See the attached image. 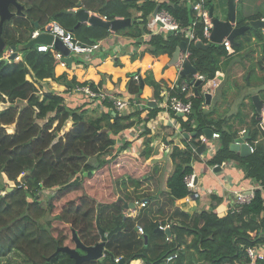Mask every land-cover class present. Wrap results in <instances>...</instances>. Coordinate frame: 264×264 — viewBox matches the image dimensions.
<instances>
[{"label":"trees","instance_id":"obj_1","mask_svg":"<svg viewBox=\"0 0 264 264\" xmlns=\"http://www.w3.org/2000/svg\"><path fill=\"white\" fill-rule=\"evenodd\" d=\"M21 1L26 7L25 14L13 18L4 27L3 38L9 48L28 43L35 31V22H39L43 28L56 21L87 45L107 39L112 34L110 31L87 24L77 27L79 20L65 13L78 9L79 3H82V8L108 21L132 19L131 26L121 30L128 32L127 36H123L135 40L137 48L147 45L140 54L131 57L132 62H146L156 69L152 76L141 72L134 75L140 77V82H136L139 83L137 91L141 95L145 87H150L148 96H153L157 103L164 101L162 93L169 91L178 78L176 66L166 67L182 42L188 44V60L206 81L213 80L221 71L223 59L230 64L234 57L227 53L223 45L213 44L204 38V21L197 19L189 3L200 0H184L183 3L180 0H146L141 6L139 0ZM212 4L213 0H205L204 8L209 12L211 8L215 11ZM226 4L228 6V0ZM158 6L160 11L166 10L177 21L181 30L166 36L155 35L145 43L143 37L150 33L148 26ZM134 10L142 13L139 18H133ZM263 18V14L256 13L238 19V27L248 26L252 21ZM140 20L143 27L136 25V21ZM194 22L195 37L203 44L210 45L207 49L197 47L196 42H189L186 36L185 31ZM17 32L21 34L18 39L15 37ZM262 32L263 29L251 28L245 36L239 37L237 45H234L235 53L242 48L241 39L251 36L262 40ZM262 48L264 53V45ZM56 53V49L41 53L35 46L21 53L20 62L7 61L4 54L0 55V101L5 103L8 99L11 102L10 107L0 111V260L13 252H19L29 264H55L59 249H77L75 234L86 247H94L101 241V229L109 233L119 225L122 229L107 242L103 260L82 264H120L121 261L116 262L117 258H123L124 264L133 261V264H140L141 260L145 264H166L167 258L173 254L177 257L168 264L249 263L246 249L264 246V131L259 128L255 118L253 126L246 129L244 136L254 147V152L242 157L231 150V145L238 139L237 133L224 129L205 113L206 101L200 85V95L191 98V114L185 118L172 116L181 123L182 144L177 145L173 140L167 142V138L175 132L173 129H164V140L172 145L169 157L174 166L173 173L166 181L169 197L173 202H182L191 194L186 180L194 174L193 163L200 161V138L206 135V130L220 135L219 150L208 163L212 167H220L226 161H235L245 178L258 183L262 189L254 191L250 204L239 205L234 202L225 216H221L218 211L223 200L217 196H212V209L209 211L186 213L180 210L185 220L173 219L168 223L171 226V242L167 241L169 236L166 232L159 231L160 224L143 216L142 223L146 231L139 238L136 220L141 217V213L135 219L123 217V202L115 198L113 184L124 177L138 181L150 173L148 160L151 149L148 146L140 155L124 153L130 143L118 146L116 140L120 134L131 129L134 122L128 123V120L141 111L122 115L111 104H107L109 111L101 112L97 118H86L89 109L80 106L73 110L67 107L60 94L46 92L40 96L37 84L47 80L60 82L69 91L76 86H91L95 90L103 88L104 81L99 75L100 79L93 84L89 80L79 79L76 74L83 75L84 71L74 73L70 64L63 68L55 58ZM74 62L82 64L81 60L74 59ZM261 70L264 72L262 64ZM248 73L253 76L255 70L249 69ZM122 77L127 79L128 75L122 74ZM130 77L131 84L134 78ZM188 77L191 80L185 82L184 77L180 85L186 83L195 87L194 76ZM258 79L264 84V74ZM263 94L258 92L264 102ZM185 96L181 95L184 100ZM17 101L26 102V106L18 107ZM146 101V109L150 113L145 120L149 122L156 118L161 109L150 107L149 99ZM253 108L256 111L254 104ZM255 117H259L257 111ZM13 125L15 131L9 133L7 127ZM260 136L263 141L258 140ZM91 154L106 158L97 160L98 165L95 166L86 160ZM26 173L28 176L22 185L18 178ZM10 183L15 186L9 187ZM56 188L57 195L48 203L53 219L43 224L47 210L40 205L37 197L46 189ZM9 189L12 191L7 192ZM3 192L6 194L2 195ZM188 237H192L190 242L187 241Z\"/></svg>","mask_w":264,"mask_h":264},{"label":"rangeland","instance_id":"obj_2","mask_svg":"<svg viewBox=\"0 0 264 264\" xmlns=\"http://www.w3.org/2000/svg\"><path fill=\"white\" fill-rule=\"evenodd\" d=\"M145 1L146 0H139L138 1L139 6H141ZM162 1L163 0H158V2H162ZM183 1L184 0H180L181 3H183ZM259 1L261 4L264 3V0H258V2ZM256 2L257 0H242V2H240L237 5V19L244 18L246 17V15H248V13H251L252 11H254V8H255L254 6ZM212 5L215 8L214 16L216 18L225 17L226 19L227 14H228V6L226 4V0H220V1L213 0ZM219 11H223L224 13H226L224 14L225 16L224 15L219 16ZM132 13H133V18H139V16H141L142 14V13H138L137 10L132 11ZM258 13L260 12H257V14ZM136 22H137L136 25H140L141 27H143V24L140 23L141 20L136 21ZM148 30H150L149 26H148ZM262 33L264 34V30ZM119 34L127 36L128 32L120 31ZM147 34L148 33H146L145 35ZM247 38H250V39H247ZM247 38L241 39L242 48L239 52L233 54L234 57L230 64H227L225 59L222 60L221 71L216 74V77H218L221 80V85L219 89L214 93L216 97L212 105L208 107L204 104L205 113L208 114L209 117L215 123L217 122L224 129L229 130L230 132L237 133V136H238L237 141L240 139H243L245 136L244 131H246V129H248L250 126H253L254 118L259 123V128H261L262 131H264V115L262 118L255 117L256 111L253 108V102H252V97L254 95H258V92L260 91L264 93V84L262 81L258 79V77H261L264 74V72L261 70V64L264 66V53H263V48H262L264 45V38L262 40H259L257 37L251 38V36H248ZM8 53H9V47H7L6 50L3 52L4 57L7 56ZM122 54L123 52L118 53L120 59H118L114 65L110 64L106 67H99L95 70V72H97L96 74L99 75L101 78L110 79V81L109 80L106 81L107 87L112 85L113 86L112 90H115V91L120 90L124 93V97H127L128 99H130L131 102H138V103L140 102V104L143 105V112L141 111L139 115H135L134 117L129 119L128 123L134 122L131 128H134L137 134H139L140 138H137V139H139L140 142L143 144L142 147L138 148L139 150H136L137 154L142 153L146 149V146H148V148L151 149V152L149 154L150 159L148 160L151 165L150 173L148 174L146 178L138 180V181H132L128 177L119 178L115 180L113 184V189H114L115 198L117 199V201H120L122 199L121 202H123V204H121L122 206L121 212L123 214V217L125 218L127 215L134 214L135 217L133 219H135L137 215L141 213V217L137 219L136 222L139 225H141L146 231L142 223L143 216L147 217L150 221L156 222L158 225L159 224L166 225L170 223V221L173 219L185 220V218H182L181 211L178 208H176V206L170 205V202H172L173 204L174 202L171 201V198L168 197V195L165 193L166 178L171 176V174L174 171V166L172 165L170 161V157H169L172 150L170 149V151L168 152L169 155H167L166 152L168 150L167 149L168 147L166 143L173 139L169 137L167 138L168 139L167 142L166 140H164L163 132H162L164 125H162L163 123H161V121H159L158 124H154V123L152 124V121L148 122L145 120L144 116L150 113L148 109H146V105H145V102H147L146 100L149 99L148 95H150V92H151L150 87H145L142 94L140 95L139 92L137 91L139 83H136V81L133 80L132 81L133 83L130 84V80H131L130 76L134 78V75L137 72L145 73V74H148V76L150 75L152 76V67L150 69L145 64H143V62H140L136 66L131 67V69H127L125 68V65H124V62L127 56H122ZM78 60H81L82 64L78 65L74 62L77 65V67H74L73 72L75 70L84 71L83 75L79 73L76 74L78 78L79 79L84 78V80H87L89 77L94 76L92 72L94 68H91L90 70L89 69L90 66H87L90 64L92 65V63L90 61H85L86 59L83 60L79 58L78 56H76L75 61H78ZM117 65H119L120 68L116 69ZM121 66H124V67H121ZM249 69L255 70V73L253 74V76L249 75L248 73ZM123 72L124 73L127 72L126 74L128 75V78L125 80H122V77H121V74ZM111 76H114L115 78L112 80ZM248 76L250 78V81H249L250 85L247 82ZM190 80H191V77L187 76L184 78L185 82H188ZM188 86H189L188 93H191V92L193 93V90L195 89H193L190 85ZM37 87L39 88L40 96H42L46 92L62 95L63 97H65L64 98L65 105L69 108H72L73 110L81 106L83 103V101L79 100L82 97L77 98L75 96H72L70 99H68V96H67L68 94H66L67 92H69V90L67 89L68 87H66L65 85H62L60 82L47 80L43 83H38ZM203 90L204 89L202 87L201 92H203ZM262 97H264V94L262 95ZM6 100L7 101L5 103L0 101V111L10 107L11 102L8 101V99ZM16 105L20 108H23L24 106H26V102L17 101ZM97 109L99 110L90 108L89 111H87L86 118L100 117L101 109L100 108H97ZM95 111H98V112H95ZM142 113L143 114L145 113L144 116L142 115ZM128 114H131V113H128ZM171 114L172 116L174 115V113H171ZM158 115L156 116V118L158 117ZM176 121L178 120L176 119ZM70 126L71 125L68 124V128H70ZM142 128H145V132L140 133L141 132L140 129ZM7 130L9 133H14L15 125L7 127ZM135 135L136 134L134 133L131 136L133 137ZM116 140H117V144L119 143L120 145H122V143L124 142V139L122 140L116 139ZM174 140L179 142L180 138L174 139ZM258 140L263 141V138L260 136ZM202 155H199V156H202ZM205 156H209V154L206 153ZM98 157L99 156H97V154H91L88 156L86 160L91 162L92 165L97 166L98 165L97 160L99 159L105 160L106 156H103L100 158ZM200 160H202L201 157H200ZM155 172L157 173V177L159 176L158 178L152 175ZM27 176H28V173L21 175L18 178V182L23 185ZM8 186L9 187L11 186L12 188L15 185L14 183H10V185ZM57 190H58L57 188L56 189H46L42 191L37 197V201L40 203V205L45 210H47L46 211L47 215L42 221L43 224H46L47 222L53 219V216L50 215V211L48 209V203L51 201L52 198H54L57 195V192H58ZM156 193H159L162 197L156 196ZM5 194L6 192L2 193V195H5ZM231 196H233L232 193H231ZM235 196L236 195L233 196V201L237 198ZM144 200H148L149 203L146 206V208L140 209L141 203ZM130 204H134L135 208L134 209L130 208L129 207ZM106 234H108V232ZM138 237L142 238L143 236L138 235ZM191 240H192V237L187 238L188 242H190ZM184 248L185 246L182 247V249ZM59 254H57L58 261L55 264H68V263L74 264L75 261L72 259L73 260L72 262L69 259L70 256L68 254H65V253H59ZM0 264H29V263L27 262V260L24 258L22 254H20L19 252H13L7 258L1 259ZM141 264H145V261L141 262ZM190 264H194V263H190Z\"/></svg>","mask_w":264,"mask_h":264},{"label":"built area","instance_id":"obj_3","mask_svg":"<svg viewBox=\"0 0 264 264\" xmlns=\"http://www.w3.org/2000/svg\"><path fill=\"white\" fill-rule=\"evenodd\" d=\"M236 2L238 4L240 0H236ZM189 3L191 4L192 9L196 12L197 19H202L204 21L203 36L207 41L211 42L210 37H211L212 30H213V24L209 17L210 12L204 8L205 0H200L194 3L190 1ZM104 19L107 20L106 18ZM195 27H196V22H194L192 26L187 31H185L189 42L200 41L199 39H196L195 37ZM149 28H150L149 30L150 33L147 35H144L143 37V41L145 43L149 42L151 38L155 35L166 36L169 33H174V32L181 30L177 21L166 10H162V11L159 10V12L157 13L155 17H153L152 15L151 22L149 23ZM41 33H49L53 35L56 40H60L64 44V46L70 51V57L73 58V61L75 57L78 56L79 58L83 60L86 59L85 61L92 62L94 57L100 56L97 54L98 52L101 51L102 42L104 41V40L100 41L96 43L95 45L83 44L75 37V35L72 32L65 29L61 24H59L56 21H53L47 24L42 29L36 30L33 33L32 38H36ZM111 33L117 34L113 32ZM128 39L132 41L131 45L134 47V53H137L139 49L142 50L147 47V45L144 44L143 46H140L139 48H137L135 46V43H136L135 40L130 39V38ZM221 45L224 46L225 50L227 51L229 55H233L235 53L234 46L228 39H225ZM51 49H55V48L53 46H44V45L37 46L38 52H41V53L48 52ZM10 54H8L6 57H8ZM189 55H190L189 52H185L181 55L180 62L177 64V68L179 72L184 68V64L186 60H188ZM55 58L63 68L67 67L68 63L65 61V56L63 54L57 51V53L55 54ZM100 59L104 61L106 57L100 56ZM21 60H22V57L18 56V58L16 59V62H19ZM194 78H195V83L197 81H201V86L204 89L203 93L213 94L214 91L217 88H219V86L221 85L220 84L221 80L218 77H215L213 80L206 81L203 75L197 73V75ZM134 80L136 82H140L139 75H136L134 77ZM192 88L194 89L195 87H192ZM188 89H189V86L186 83H183L181 85L174 84L169 91L163 92V94L167 97V101L163 103L162 107L166 111V114H168L167 115L168 123H170V126L173 127L177 132L181 131V123L176 121V118L172 117L171 113H174L175 116L182 115V117L184 118L191 114L192 112L191 98L196 97V93L193 90V93L191 92L187 94ZM66 94H68L67 95L68 99H70L72 96H75L77 98L82 97L79 100L83 101L81 106L85 107L86 109L92 108V109L99 110L97 108H100L101 112H107L110 110L107 104H111V107L116 109L122 115H126L125 113L127 114L133 113L134 111L143 112V105H141L140 103L131 102L130 99L124 96H120L115 93H111L105 89L95 90L91 86H76L73 90L67 92ZM182 94H186L185 100H187V102L184 100V97L183 98L181 97ZM140 131H141L140 133L145 132V128L140 129ZM244 133H246V131H244ZM122 134L123 136H125V138L131 141L132 136L129 130L123 132ZM215 139L220 140V135L214 133L212 140H215ZM212 140L209 141L205 135L201 136L200 138L201 144L202 145L205 144L206 147L209 146ZM246 143L249 145L250 152L252 154L254 152V147L249 142L246 141ZM195 181H196V175L194 174L192 176H189L186 180L187 187L191 193L194 192L197 188ZM256 189H262V186L258 184L256 185V187L250 188L251 190L250 194H246L244 193V191L236 192L235 197L237 198L234 200V202H236L239 205L250 204L252 199L254 198V191ZM148 203H149L148 201H143L141 203L140 209L146 208ZM126 217L134 218L135 216L134 214H132V215H127ZM136 228H137L138 235L140 236L145 235V230L141 225L137 224ZM170 229H171V226L168 224L167 225L160 224L159 226V230L163 232L170 231ZM252 236L254 235L252 234ZM171 240H172V237L169 236L167 238V241L171 242ZM246 254L250 261L247 264H264V246L248 247L246 249ZM176 257H177L176 254L169 256L167 258L166 264L174 260ZM120 261H121V258L116 259V262H120ZM235 264H240V263H235Z\"/></svg>","mask_w":264,"mask_h":264},{"label":"water","instance_id":"obj_4","mask_svg":"<svg viewBox=\"0 0 264 264\" xmlns=\"http://www.w3.org/2000/svg\"><path fill=\"white\" fill-rule=\"evenodd\" d=\"M237 2L236 0H228V14L225 20H221L220 18H216L214 16V9H210L209 17L213 24V30L211 33V43L221 45L225 39H228L232 45H237L236 40L239 37L245 36L247 31L251 28L253 29H263L264 30V20H257L252 21L248 26H241L238 27V19H237ZM11 6L17 9V13L11 12ZM78 9L76 10H68L65 13L69 15H74L78 20V26L82 24H87L89 26L95 27H102L110 32L117 33L127 27H130L132 24V19H116L114 21H108L102 18L99 15L93 14L90 11L82 8V3L78 4ZM24 7L18 2V0H0V55L6 50L7 45L3 39V32L4 26L7 22L11 21L12 18L16 15L23 14ZM160 7L158 6L155 11L153 12V17L157 15L159 12ZM35 29L40 28L39 22L34 23ZM44 45V46H53L58 52L65 56V61L70 64L73 63V58L70 57V51L64 46V44L60 40H56L53 35L49 33H42L36 38H32L28 43L19 45L18 47L12 46L9 48V52L12 55L9 58H5L7 61H13L17 58L19 52H24L29 50L35 46ZM196 46L202 49H207L210 45H205L202 42H196ZM188 50V44L186 42H182L179 47L176 49V52L173 54L172 59L168 65L170 66H177L180 62L181 55ZM197 70L192 66L189 60H186L184 64V68L179 72L178 78L176 80V85H180L182 79L187 76H196ZM250 78L247 77V82L249 83ZM201 85V81H197L195 83V93L196 95H200L199 93V86ZM142 88L144 86L142 85ZM205 104L206 106L210 107L212 105L213 95L211 93H204ZM154 99V97H153ZM253 104L256 108V111L259 117H263L264 115V102L260 99L259 95H254L252 97ZM150 107H155L156 104L152 100L149 104ZM182 117V115H179ZM206 138L210 141L213 139L214 132L212 130L205 131ZM247 138L240 139L231 145V150L234 152L239 153L242 157H248L251 155L250 147L246 143ZM207 147L203 144L198 149V154L202 155L206 151ZM221 167L216 166L215 170L220 171ZM24 181V180H22ZM12 189H9L7 192H11ZM251 192H249L250 194ZM122 201V199L120 200ZM130 208L134 209L135 205L130 204ZM121 227L117 225V227L106 234V232L101 229V241L94 247H86L78 238V236L74 235V240L77 245V249L83 251L85 254L82 255L77 249H70V248H61L57 251L56 254L65 253L70 256L75 262L74 264H82L88 261H98L104 258L105 248L107 242L111 239V237L121 231ZM160 231V230H159ZM163 232V231H160ZM168 236L171 235L169 231L166 232ZM147 240V238H146ZM125 260L122 258L120 264H124ZM49 264V263H47Z\"/></svg>","mask_w":264,"mask_h":264},{"label":"crops","instance_id":"obj_5","mask_svg":"<svg viewBox=\"0 0 264 264\" xmlns=\"http://www.w3.org/2000/svg\"><path fill=\"white\" fill-rule=\"evenodd\" d=\"M218 1H220V0H218ZM254 7H255L254 11H252L251 13H248V15H246V17H244V18L255 15L257 12H260L261 14L264 15V3L261 4L260 1L258 2V0H257ZM91 13H93V12H91ZM93 14H95V13H93ZM224 14H226V13H224L223 11H219V16H223ZM220 19L225 20V17L220 18ZM262 20H264V18ZM131 43H132V41L129 40L128 37L120 35L118 32H117V34L110 35L106 40H104L102 42L101 51L98 52L97 55H100L102 57H106V59L104 61H102L100 59V56L94 57L92 62H91L92 65L91 64L87 65V66H90L89 67L90 70H91V68H94V70L92 71L94 76L89 77L87 79L90 81V84H93V82H98V80L100 79V77L96 74L97 72H95V70L99 67H106L110 64L114 65L115 62L118 59H120L118 53L123 52L122 56H127V58L124 62L125 68H127V69H131V67H134L138 63H140L141 61H138L136 63L132 62L131 56H133L134 54H140L142 50L139 49L137 53H134V47L131 45ZM122 56H120V57H122ZM143 64H145L150 69L152 67V72L155 74L156 69H155L154 65H151V64L148 65V64H146V62H143ZM70 67H72V70H73L74 67H77V65L75 63H73ZM121 67H124V66H121ZM118 68H120V67H116V69H118ZM167 68H169V67L167 66L166 69ZM77 71L78 70H75L74 72H77ZM126 73L123 72L122 74H126ZM83 74H84V72H83ZM122 74H121V77H122ZM111 78L113 80L115 77L111 76ZM82 79H84V78H82ZM102 79L104 81V85H103L102 89H105L111 93L118 94L120 96H124V93L122 91L112 90L113 89L112 85L107 87L106 81L107 80L110 81L109 78H102ZM125 79L126 78L122 77V80H125ZM218 89L219 88H217L214 91V93ZM214 93L212 94L213 95L212 103L216 97V95H214ZM162 97H164V101L157 103L156 100L154 101L153 96H150L149 97V104L153 100L155 102L156 106L161 109L158 117L156 119H151L150 121H152V124L153 123L158 124L159 121H161V123H163L162 125H164V128L162 130V132L164 133V132H166L164 130L165 128H169L171 130L174 128L170 126V123H168V116H167L168 114H166V111L162 107L163 103H165L167 101V97L163 93H162ZM144 114L142 113L143 116H144ZM148 115H149V113H148ZM148 115H146L144 117L147 118ZM152 131H154V130H152ZM129 132L131 133V135H133L134 133L136 134L135 136L132 137L131 141H129L127 138H125V136H123V134H121L118 137V139H121V140L124 139V142L122 144H124L125 142L130 143V147H128L126 150H124V153L137 154L136 150H139L138 148L142 147L143 144L140 142L139 139H137L140 137L134 128H131L129 130ZM174 132L175 133L171 138L173 139V141H175L174 139L180 138L179 142L175 141V144L181 145L182 144L181 138L183 137L182 131L177 132L176 130H174ZM135 139H136V141H135ZM166 144L168 147L167 148L168 150L166 153H167V155H169L168 152L170 151V149L172 150V145H170L168 143H166ZM219 145H220L219 139L212 140V142L207 147V151L202 156H200L202 160L193 163L194 175H196V181H195L196 187H197L196 190L194 192H192L189 195V197L186 198L184 201H182V202L176 201V202H174V204L172 202H170V205L176 206V208H178L179 210L185 211L187 213L201 212L203 210L209 211L210 209H212V196H217L223 200V203L220 205L218 211L221 214V216H225L230 210V205H233V203H234L233 196L236 194V192L244 191V193L249 194V192L251 191L250 188L256 187L257 183H255L254 181H252L250 179H246L245 175L238 169L237 162L232 161V160L224 162L222 164V166H220L221 167L220 171H216L215 170L216 166L212 167L208 163L215 156L217 151L219 150ZM118 146H121V145L118 143ZM132 148H134V149H132ZM206 153H208L209 156H205ZM138 154L140 155L141 153H138ZM167 155H166V157H167ZM152 175L156 176V178L159 177V176L157 177L156 172L153 173ZM167 179H168V177L166 178V181H167ZM165 193L169 197V194H168L169 191L167 189V185H165ZM231 193L233 194V196H231ZM156 196L162 197L159 193H156ZM262 217L264 218V213H263ZM140 260H136V261H140ZM134 262L135 261H133L132 264ZM140 262H143V261L141 260Z\"/></svg>","mask_w":264,"mask_h":264},{"label":"flooded vegetation","instance_id":"obj_6","mask_svg":"<svg viewBox=\"0 0 264 264\" xmlns=\"http://www.w3.org/2000/svg\"><path fill=\"white\" fill-rule=\"evenodd\" d=\"M18 2L23 6V2H22L21 0H18ZM23 7H24V6H23ZM10 9H11V12H12V13H15V14L17 13V9H16L15 7L11 6ZM25 11H26V7H24V10H23V14H22V15H16V16H14L13 18H15V17H17V16H18V17H19V16H23V15L25 14ZM13 18H12V19H13ZM4 27H5V26H4ZM20 35H21V34H20L19 32H17V33L15 34L16 39H18V38L20 37ZM2 37H3V36H2ZM3 39H4V38H3ZM6 45H7V44H6ZM7 47H8V46H7Z\"/></svg>","mask_w":264,"mask_h":264},{"label":"clouds","instance_id":"obj_7","mask_svg":"<svg viewBox=\"0 0 264 264\" xmlns=\"http://www.w3.org/2000/svg\"><path fill=\"white\" fill-rule=\"evenodd\" d=\"M39 29H42V28L40 27ZM39 29H37V30H39ZM35 31H36V29H35ZM35 31H34V32H35ZM34 32H33V33H34ZM41 34H42V33H41ZM32 35H33V34H32ZM10 53H11V52H9L8 54H10ZM10 55H12V53H11ZM10 55H9L8 57H6V56H5V57L3 56V57H4V59H5V58H9ZM18 56H21V53H20V52H19ZM18 56H17V58H18ZM21 57H22V56H21ZM17 58H16V59H17ZM16 59L13 60V61H16ZM19 62H20V61H19ZM73 63H74V61H73ZM73 63H72V64H73ZM176 67H177V66H176Z\"/></svg>","mask_w":264,"mask_h":264},{"label":"bare ground","instance_id":"obj_8","mask_svg":"<svg viewBox=\"0 0 264 264\" xmlns=\"http://www.w3.org/2000/svg\"><path fill=\"white\" fill-rule=\"evenodd\" d=\"M140 264H141V262H140Z\"/></svg>","mask_w":264,"mask_h":264}]
</instances>
